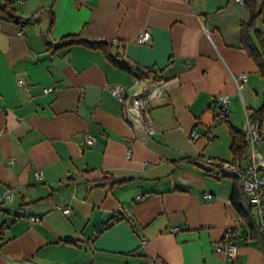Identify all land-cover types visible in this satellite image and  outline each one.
Returning a JSON list of instances; mask_svg holds the SVG:
<instances>
[{
  "label": "crops",
  "instance_id": "crops-1",
  "mask_svg": "<svg viewBox=\"0 0 264 264\" xmlns=\"http://www.w3.org/2000/svg\"><path fill=\"white\" fill-rule=\"evenodd\" d=\"M7 1L16 18L35 21L0 14V264H264L263 237L231 202L235 178L204 162L245 168L253 154L264 165V113L254 147L237 160L230 150L231 131L248 133L264 105V71L242 43L244 2ZM254 1L260 15L250 35L263 54L264 0ZM144 30L151 39L139 44ZM70 34L112 43L113 55L149 70L144 79L166 83L148 101L153 136L126 121L111 93L140 89L135 75L101 51L54 48ZM241 73L247 82L238 89ZM221 94L226 121L217 119ZM251 217L257 228L254 209ZM228 229L238 246L232 259L217 249Z\"/></svg>",
  "mask_w": 264,
  "mask_h": 264
},
{
  "label": "built area",
  "instance_id": "built-area-1",
  "mask_svg": "<svg viewBox=\"0 0 264 264\" xmlns=\"http://www.w3.org/2000/svg\"><path fill=\"white\" fill-rule=\"evenodd\" d=\"M240 3H243V0H238ZM151 39V34L148 30L142 31L137 38L139 44H146ZM135 85H139L141 88L135 90L133 93H128V90L123 88L121 85H116L111 89V93L116 96L120 102L123 104L124 108V117L126 121L132 126L137 128L142 126L146 132V136L151 137L155 134V130L152 127V120L148 111V101L160 97L162 92L166 87V83L162 80H153L149 82L146 79L134 78ZM237 83V88L241 89L242 86L247 82L246 74H238L235 77ZM22 81H19V84L22 85ZM54 91L53 88L48 87L44 88V93L49 94ZM215 102L218 105L219 111L217 119L220 121H226L231 114V109L229 107V97L225 94L218 95L215 98ZM249 135V144L253 148L255 143L260 138V122L252 121L251 127L248 131ZM200 135L191 132L190 138H198ZM212 139V136H210ZM95 142V138L87 135L85 144L92 145ZM127 157L130 158L133 153V143L128 141L126 143ZM255 155L252 154L251 161L252 163L247 167H242L237 163H230L225 161L216 160L213 158H205L204 162L206 165L215 168V174L219 176H231L238 177L242 180V189L245 194L249 204L252 206V209L255 211L257 228L261 232L264 238V173L261 172V168H264V165L259 164L255 160ZM37 178L42 180L43 176L41 172H37ZM207 199L212 198L211 194H205L204 196ZM12 198V194L4 195L1 200L8 201ZM59 209L64 213L68 214L69 209L64 207H59ZM173 233L178 232V228L172 229ZM1 243V242H0ZM217 249L219 251H224L228 258L232 259L237 255L238 246L233 240V230L228 229L224 236L223 240L217 243ZM77 264H87L85 262H80ZM152 264H165L163 260L158 258L152 259Z\"/></svg>",
  "mask_w": 264,
  "mask_h": 264
},
{
  "label": "trees",
  "instance_id": "trees-1",
  "mask_svg": "<svg viewBox=\"0 0 264 264\" xmlns=\"http://www.w3.org/2000/svg\"><path fill=\"white\" fill-rule=\"evenodd\" d=\"M243 2L250 11V19L246 22L241 23L243 47L247 50L248 55H250L253 58V60L256 62L260 70H262L263 72L264 71V53L262 54L258 50L256 44L254 43L250 35V31L253 30L255 21L257 17L260 15V12L256 10V5H255L254 0H243ZM0 14L8 15L12 19L17 20V22L23 21L25 24H30L35 21L33 18L28 19V20H22L20 18H16L13 14V10L11 9V5L7 0H0ZM256 35H257V40L259 42V45L264 48V39L261 37V34L258 32ZM74 45H80V46H84L91 50L101 51L102 53L106 55L108 59L112 61V63L116 67L134 74L135 77L139 79L146 78L149 72V70L146 72H142L140 69L134 68L131 65H129L127 62L123 61L119 55H113L112 43L106 42V41H90V40L84 39L81 36V34H70V35L62 37L59 43L55 45L54 48L61 49V48H66V47L74 46ZM263 113H264V105L259 110L253 112L250 118L253 122L260 121L263 116ZM230 135H231L230 150L232 152L233 159L237 160V159L243 158L248 151V146H249L248 133L238 131V130H232ZM207 172H210V171H207ZM233 178H235V182H234V188H233L232 195H231V202L234 205L240 217L248 225V227L253 231L257 230L258 233H260V235L262 236L259 229L256 228V226L252 222V217H251L252 206L250 204L247 207L243 205V199L245 197L244 196L245 194L243 193V189H242L243 188L242 180L238 177H233ZM124 181L125 180L114 181L113 183L114 184L123 183ZM245 199L247 200L246 197ZM246 200L244 201L246 202Z\"/></svg>",
  "mask_w": 264,
  "mask_h": 264
}]
</instances>
